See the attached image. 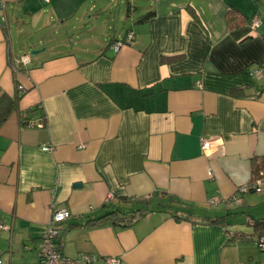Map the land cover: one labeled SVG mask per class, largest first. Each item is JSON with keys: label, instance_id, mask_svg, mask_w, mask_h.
Returning <instances> with one entry per match:
<instances>
[{"label": "crops", "instance_id": "obj_1", "mask_svg": "<svg viewBox=\"0 0 264 264\" xmlns=\"http://www.w3.org/2000/svg\"><path fill=\"white\" fill-rule=\"evenodd\" d=\"M3 1L0 96L18 105L0 125V264H38L41 234L62 207L71 212L60 230L70 258L264 264L249 225L264 218V195L238 191L264 173V73H255L264 65V0H107L119 2L113 23L95 11L103 0ZM128 31L132 40L115 51ZM216 138L222 148H201ZM159 192L226 225L162 211L127 227L85 224L106 204L131 210Z\"/></svg>", "mask_w": 264, "mask_h": 264}, {"label": "trees", "instance_id": "obj_2", "mask_svg": "<svg viewBox=\"0 0 264 264\" xmlns=\"http://www.w3.org/2000/svg\"><path fill=\"white\" fill-rule=\"evenodd\" d=\"M132 11H133L132 6L128 5L127 13L129 14V12ZM153 14L154 11H149L145 13L143 16H141L137 22H145ZM259 66L261 67L264 65H259ZM17 105H18L17 98H12L6 96L5 94L0 96V125L17 108ZM43 124L44 121L42 120L38 122L37 125L39 127H42ZM255 172L256 170L254 171L253 177L249 183L253 182L254 178L258 175V173ZM250 192H253V190H251ZM154 195L160 196L154 204H152L150 200L144 198L138 201L137 203L138 206L134 207L131 210H122L117 207L115 208L113 206V203L106 204L104 205V210L101 212V214L95 217H88L85 221V224L98 225L103 222H110L111 224L118 227H127L132 223H134L135 221H137L138 219H140L141 217H143L147 212L162 211L168 213L171 217H173L175 220L178 221L189 220L193 223H196L197 221H201V222L205 221L209 223L221 224L223 227L226 225L224 218L222 216H218V215L211 216L210 214H204L203 212L201 213L200 209H202V207L198 208L197 205L190 204L184 200H181L180 198H178L173 194L167 192H159V193H155ZM249 225L252 226L253 232L255 233V239H254V243H255L257 238L264 236V218L254 219L251 222H249ZM61 228L62 226L60 225V230ZM227 235L229 236L230 240L237 238V236H239L238 239H242V240H248L250 238L249 235H240L237 233L230 234L228 231H227ZM59 241H60V234H59ZM61 248L62 245L60 242V249Z\"/></svg>", "mask_w": 264, "mask_h": 264}, {"label": "built area", "instance_id": "obj_3", "mask_svg": "<svg viewBox=\"0 0 264 264\" xmlns=\"http://www.w3.org/2000/svg\"><path fill=\"white\" fill-rule=\"evenodd\" d=\"M0 18L1 22L5 25L7 23L6 14H5V2L0 0ZM260 25V19L258 15H255L250 22L249 26L252 30H256ZM133 38L132 32L128 31L125 34L124 41L114 43L113 49L118 51L120 47L126 42H130ZM27 57V55H25ZM25 62V61H23ZM255 73L262 74L264 73V66H259L255 69ZM17 89L20 92L24 91L22 85H18ZM44 149H49V146H43ZM223 147V141L220 138L216 139H202L201 148L207 152ZM251 190L256 192H261L264 190V173L258 172V175L254 178L253 182L244 185L238 189L241 193L250 192ZM112 196H108L106 201H110ZM218 197H212L208 200L209 205L214 206L219 202ZM71 217V212L65 208H58L52 212L50 221L46 225L45 230L41 234V244H40V254L38 264H93L98 260V258L89 253H82L77 258H70L65 256L60 249V225L64 221L68 220ZM4 224L0 219V230L4 229ZM256 246L259 250L264 252V236L257 238L255 241ZM103 261L106 264H119V258H104ZM1 262V261H0Z\"/></svg>", "mask_w": 264, "mask_h": 264}, {"label": "rangeland", "instance_id": "obj_4", "mask_svg": "<svg viewBox=\"0 0 264 264\" xmlns=\"http://www.w3.org/2000/svg\"><path fill=\"white\" fill-rule=\"evenodd\" d=\"M91 1H94V0H91ZM96 1V0H95ZM109 1V0H108ZM89 4H90V2L88 3V5H87V8L86 9H84V10H88V7H89ZM104 4L105 5H107V6H104ZM118 4H119V2H117V3H112V2H107V0H103L102 1V3L100 4V8H96L95 9V11L97 10V9H105V15H104V17H107V16H109V17H111L112 18V20H111V22L113 21V22H115V19L116 18H118V12H117V6H118ZM122 7H123V4L122 3H120V8L122 9ZM94 11V12H95ZM116 17V18H115ZM122 21V20H121ZM112 22V23H113ZM10 32L12 33V35L15 37V35H14V33H15V29H14V25L13 24H11L10 25ZM19 35H17L16 37H18ZM16 39V38H15ZM41 48H43V47H41ZM40 48V49H41ZM31 51H28V54L30 53ZM28 58V56L26 57V56H24L23 58H22V60H26ZM50 147V146H49ZM43 149H44V147H43ZM44 150H46V149H44ZM47 150H50V148L49 149H47ZM261 193V194H260ZM247 195H249L250 197L249 198H251V199H254L256 196H260V195H264V190H262L261 192H256V191H253V192H247ZM261 199V198H260ZM262 209H264V207H262ZM235 216H236V219H237V221H240V211H238L236 214H235ZM231 221L233 222V219H231ZM234 221H235V219H234ZM232 222H230V223H232ZM4 224V223H3ZM4 227H5V225H4ZM2 230V229H1ZM41 238V237H40ZM40 241H41V239H40ZM75 259V258H74ZM120 264V263H119Z\"/></svg>", "mask_w": 264, "mask_h": 264}, {"label": "water", "instance_id": "obj_5", "mask_svg": "<svg viewBox=\"0 0 264 264\" xmlns=\"http://www.w3.org/2000/svg\"><path fill=\"white\" fill-rule=\"evenodd\" d=\"M38 52H39L38 50H36V51H31L30 54H31V55H34V54H36V53H38Z\"/></svg>", "mask_w": 264, "mask_h": 264}]
</instances>
